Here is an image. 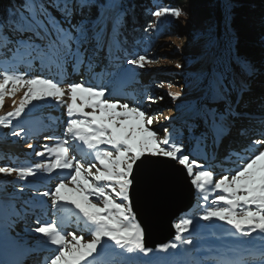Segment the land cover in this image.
Listing matches in <instances>:
<instances>
[{
    "label": "snow or ice",
    "instance_id": "6c2138e0",
    "mask_svg": "<svg viewBox=\"0 0 264 264\" xmlns=\"http://www.w3.org/2000/svg\"><path fill=\"white\" fill-rule=\"evenodd\" d=\"M51 6L62 13V20L50 15L43 0H23L19 10L12 12L9 29L5 31L0 24V38L5 40V46L13 45L16 50L26 45L74 69L87 67L91 70L104 47L102 32L97 27L101 16L91 20L84 10L90 12L98 8L103 15L109 6L100 4L99 0H51ZM77 14L82 18L73 23V17ZM181 14L180 8L171 6L159 7L152 13L157 18L166 15L179 18ZM8 32L15 33L17 38L12 40ZM202 39L209 49H222L227 53V62L222 63L214 83L209 85L206 96L208 103L201 108L205 131L199 137H194L205 148L209 139L218 148L230 131L232 121L244 115L236 111L238 100L234 103L231 98L233 92L238 97L242 95L244 85H238L234 77L230 78L227 69L233 63L241 65L246 71H254V66L246 56L236 51L237 37L232 28V5L229 0H225L221 22L209 25L202 33ZM152 62L146 55L128 61L139 68ZM176 66L181 67L179 64ZM0 76V102L6 92L14 94L19 88L26 89L19 105L6 115H0V125H11L13 118H21L33 102L52 100L57 104L63 103L64 89L53 79L40 75L25 78L23 73L8 71L0 73ZM67 95L65 138H57L54 146L46 144L45 151L35 152L37 157L47 155L52 159L34 166L0 167V173H15L21 180L36 177L40 171L51 174L54 170H68L69 183L74 187H68L61 178L54 190L38 195L51 196L52 206L57 211H62L65 205L74 206L86 221L91 239L69 232V240L56 223H41L35 227V233L42 234L51 245L57 247L49 264H89L88 258L108 242L137 259L153 253V248L145 245V230L131 203V190L137 184L146 200L167 193V176L156 167L153 157L170 158L186 169L191 185L205 202L200 219L213 221L215 218L225 222L234 229L232 235L245 238L256 235L260 238L261 244L254 252L238 260H221L216 264H264V139L252 142L255 149L251 146L242 149L246 154L240 155L239 163L232 160L234 153L231 149L226 152L223 161L234 166L222 168L229 174L215 179L213 171L202 170L203 166L198 165L196 160L183 154L182 146L172 139L171 133L160 139L157 132L148 127L153 123V117L140 106L111 102L105 98L103 87L85 86L83 80L69 83ZM169 95L175 98L181 94L170 92ZM220 103L224 105L222 110L209 106ZM86 108L92 111H85ZM23 132L21 129L14 135L20 136ZM74 144L86 147L89 155L98 162L100 168L95 173L91 171L96 167L94 163L71 155ZM28 147L35 148V145ZM140 165H146V168L140 169L137 176ZM210 193L214 194V199L209 205ZM90 197L101 201L103 207L93 203ZM193 224L191 218H182L174 223L173 240L157 244L155 250L168 252L181 245L194 244V240L185 238ZM141 264L158 262L142 260Z\"/></svg>",
    "mask_w": 264,
    "mask_h": 264
},
{
    "label": "rangeland",
    "instance_id": "374dc122",
    "mask_svg": "<svg viewBox=\"0 0 264 264\" xmlns=\"http://www.w3.org/2000/svg\"><path fill=\"white\" fill-rule=\"evenodd\" d=\"M104 4H107L109 8L103 12V18L109 20L108 17L115 12V8L119 3L118 0H105ZM212 6H214V0H203L197 4L181 7L182 14L179 18L168 15V21L176 27L177 33L174 32L164 39V44H161L157 51L159 58L153 60L151 64H145L144 68L125 63L113 75V79H108L109 73H105L101 79H94L93 73H84L79 68L70 69L69 71L66 69L61 74L53 73L48 76L38 74V72L31 71L28 68H18L13 71L12 73H23L25 78L40 75L42 78L53 79L64 89L65 96L62 104H57L52 100L33 102L26 114H22L21 118H13L11 125L7 127L0 125L1 130L14 125L10 132L16 129L17 131L32 129L39 133L37 141L33 144L25 139L26 144L35 145L32 151V148L28 150L29 153L32 152L31 159L21 163L20 161L17 162L15 157H11L12 165L10 167L34 166L52 159L47 155L37 157L35 152L45 151L44 145L46 144L49 147L54 146L57 138H65L64 129L68 118L66 105L69 102L67 91L68 84L71 82H81L83 80L85 86L103 87L105 98L111 102L140 106L142 110L146 111L147 115L153 117V123L148 127L157 132L160 139H163L171 131V122L179 121L196 108L195 100L202 101L204 98L207 100L209 85L214 83V77L221 70L222 63L227 62L225 61V59L227 60L226 52H223L222 49H209L205 40L202 39L204 30L209 25L214 24L210 15ZM260 8L258 16L247 14L245 17L249 27L263 32L264 3ZM260 40L259 43H264V37ZM114 44V42H111V45L110 42L105 43L107 47L114 46ZM221 57L224 58L223 61ZM134 58H137L136 53L132 55V59ZM177 64L181 67H177ZM234 64H231L228 68H234ZM259 65H264V63L256 64L254 68ZM104 69H108V66L104 65ZM258 70L262 71L263 69ZM139 71L146 73L145 75H147L149 81L147 84L153 83L152 86L156 88L148 98L147 96L139 98L134 93L128 90L125 91L129 86L128 84L131 83V77H135L132 74ZM151 74L156 75L158 79L152 81ZM118 75H120V79H118L120 83L116 85L114 78ZM130 75L132 76L130 77ZM260 76L264 78L263 73ZM169 85H172V87L169 88ZM258 86L255 85L251 88L252 92L257 93L258 97L250 99L248 105L243 106L242 110H237V112L244 114L243 117L237 119L236 124L231 126L230 131L223 137L218 148L213 145L210 146L209 155H205L203 158L194 155V137L190 132L186 133V137L178 135L179 142L173 139L174 136H172V139L182 146L183 154L196 160L198 165L203 166L202 170L213 171L215 179L229 174L223 171L222 168L234 166L233 163L223 161L226 152L231 149L234 153L232 160L239 163L241 162L240 155L246 154L242 149L249 146L255 149L252 142L264 139V135H262L264 133V85ZM8 89L11 90V85L8 86ZM25 91V88H19L14 94L6 92L2 102H0V115H6L8 112L13 111L14 107L19 105ZM170 92H179L181 95L173 98L169 95ZM77 102L79 103V101ZM85 111H92V109L86 108ZM196 113H199V110ZM201 119L200 123H204ZM54 120L58 123V126L49 127L56 131L61 128V134L51 141L46 139L48 135L44 131L48 128L44 127ZM166 129L167 131H165ZM238 129L244 130L245 133H233V130ZM29 138L28 140H30ZM187 138H192L190 144ZM15 144H20L19 138L15 139ZM225 144H228V146H225ZM6 147H10V144L8 143ZM71 155L82 161L86 160L88 163H94L96 167L91 169L93 173L96 172L97 168H100L98 162L94 161V158L89 155L88 149L82 145L77 146L74 144ZM231 174H234V172ZM61 178H64L68 187H74L69 183L68 170H54L51 174L40 171L36 177H26L23 180L19 179L15 173H0V264H49L51 256L57 251V247L51 245L42 234L35 233V227H38L41 223H56L69 240L71 239L67 235L69 232L84 235L85 239H91L86 221L74 206L65 205L62 211H57L52 206L51 196L38 195V193L42 194L45 191L51 192L54 190L55 185L60 182ZM3 183H8V185H2ZM195 195L196 199L191 211L182 214L174 221L176 223L182 218L194 220L189 233L185 234V238L194 240V244L181 245L178 249H169L168 252L155 250L150 256L137 259L108 242L103 247H99L98 252L88 258L89 264H141L142 260H150L158 262V264H216L221 260H238L246 256L247 253L254 252L259 248L261 240L256 235L251 238L232 235L233 228L230 233L226 231L222 233L215 232L213 230L214 226H227V224L215 220V218L213 221L200 219L205 202L200 199L196 190ZM90 199L93 203L103 207L101 201L94 197H90ZM212 199H214V194L210 193L207 204L210 205ZM23 207L26 209L23 210Z\"/></svg>",
    "mask_w": 264,
    "mask_h": 264
},
{
    "label": "trees",
    "instance_id": "16d2710c",
    "mask_svg": "<svg viewBox=\"0 0 264 264\" xmlns=\"http://www.w3.org/2000/svg\"><path fill=\"white\" fill-rule=\"evenodd\" d=\"M201 1L203 0H118L119 4H117L115 8V12L108 17L109 20L103 18V15H101L102 10L98 8H93L90 12L85 9V15L91 20H96L97 16H101L97 27L98 30L102 32V43L104 47L99 52L98 57H96L97 63L91 70L87 67H80L79 69L84 73H93L94 79H101L105 73H109L108 79H113V75L119 71V68L121 69L122 65L128 63V61L132 59L133 53H136V57L139 55H146L147 57H152V61L157 60L159 58L157 51L160 45L164 44V39H166V37L171 36L174 32L177 33V29L168 21V15L157 18L152 15V13L159 7L171 6L181 8L189 4H197ZM43 3L52 17H55L56 20L63 19L62 13L51 6V0H43ZM99 3L104 4L105 0H99ZM224 3L225 0H214V6L210 9V15L214 24H218L222 20ZM229 3L232 5V28L237 37L236 51L242 56H246L253 66L264 63V43L258 42L264 37V31L262 32V30L249 27L245 17L247 14L258 16L264 0H229ZM22 4L23 0H0V24L3 25L5 31L9 29L11 20L13 19V10L18 11ZM81 18L82 17L78 14L74 15L73 23L79 21ZM8 36L12 40L17 38L16 34L13 32H8ZM106 42H110V45L111 42L115 44L114 46L107 47L105 45ZM5 44V40L0 38V73L4 71L12 73L18 68H28L31 69V71L38 72V74L48 76L53 73L61 74L66 69L68 71L74 69L71 65L49 59L46 55L26 45L16 50L13 45L5 46ZM225 61L227 60L225 59ZM104 65L108 66V69H104ZM232 69H227L230 78L234 77L237 84H243L245 88L242 95L239 97L236 92L232 93L231 98L233 102L238 100L236 104L237 111L242 110L243 106L248 105L247 103L250 99L252 100V98L255 99L258 97L256 92H252L251 88L255 85L256 87L258 85V87L264 85V78L260 76L261 73L264 74V65L255 67L254 71H246L238 64H234V68ZM258 69L263 70L260 71ZM145 74L146 73L139 71L132 74L135 75V77H131L132 75H130L131 83L128 84L129 86L125 91L128 90L139 98L143 96H147L148 98L156 88L152 86L153 83L147 84L149 81ZM156 77V75L151 74L152 81L158 79V77ZM0 78H2V76H0ZM118 79H120V75L114 78L116 85L120 83ZM142 83L143 85H141ZM206 103H208V101L205 100V98L202 101L195 100L194 104L196 108L193 109L189 115L184 116L182 119H179V121L171 122L170 133L171 136H174L173 139L179 142L178 140L180 139L177 138L178 135L186 137V133L190 132L192 137H199L200 134L205 131V125L203 122L200 123V118L202 115L201 108ZM209 106L221 110L224 107L223 103ZM198 110L199 113H196ZM201 120L203 121V119ZM236 121L237 119L233 120L232 125L236 124ZM56 125L58 126V123L54 120L44 127L48 128L44 132L47 133L48 137L52 138L51 141L61 134V128L56 131L49 127ZM12 127L13 126L5 130L0 129V167H10V165H12L10 161L11 157H15V160L21 163H25L27 159H31L30 155L32 152H28V146L30 144H26L25 139H27L28 142H32V144L38 139L37 136L39 133L32 129H26L22 135L16 136L14 133L18 131L16 129L10 132ZM236 132L245 133V131L241 129L233 130V133ZM16 138L20 139V144H15ZM28 138L30 140H28ZM187 140L190 144L192 138H187ZM193 140L195 149L194 155H199L202 158L205 155H209L210 146H212L211 139L207 141L206 148L198 144L196 139L193 138ZM8 143L10 147H6ZM226 145L228 146V144H225V146ZM33 149L34 148H32L31 151ZM2 185H8V183H3ZM14 187L15 185L13 188ZM22 209L24 210L26 208L23 207ZM29 211L31 212V210Z\"/></svg>",
    "mask_w": 264,
    "mask_h": 264
},
{
    "label": "water",
    "instance_id": "95a60500",
    "mask_svg": "<svg viewBox=\"0 0 264 264\" xmlns=\"http://www.w3.org/2000/svg\"><path fill=\"white\" fill-rule=\"evenodd\" d=\"M152 160L156 162V167L167 176V193L146 200L138 190L139 185L137 184L131 190V203L138 221L145 230V245L155 251L157 244L173 240L175 235L174 221L182 214L191 211L196 195L186 169L177 161L162 157H153ZM144 168L146 165H140L136 175L139 176L140 169ZM213 230L217 233L224 231L230 233L232 226L218 225L214 226Z\"/></svg>",
    "mask_w": 264,
    "mask_h": 264
}]
</instances>
